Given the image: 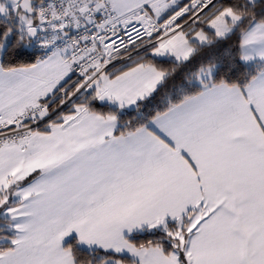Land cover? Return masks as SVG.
I'll list each match as a JSON object with an SVG mask.
<instances>
[{"label":"snow or ice","instance_id":"obj_1","mask_svg":"<svg viewBox=\"0 0 264 264\" xmlns=\"http://www.w3.org/2000/svg\"><path fill=\"white\" fill-rule=\"evenodd\" d=\"M0 264H264V0H0Z\"/></svg>","mask_w":264,"mask_h":264},{"label":"trees","instance_id":"obj_2","mask_svg":"<svg viewBox=\"0 0 264 264\" xmlns=\"http://www.w3.org/2000/svg\"><path fill=\"white\" fill-rule=\"evenodd\" d=\"M235 42H236L235 39H233L232 41L229 42V44H230V45H231V44H235ZM176 83H179V80H177ZM172 87H173V85L170 84V85L168 86V88H167L165 91L171 92ZM163 95H164L163 92L157 94L155 100L152 102V104L149 105V108L151 109V108H153V107L162 106V97H163ZM134 115H135V113H132L129 117H126V119H130V118H132Z\"/></svg>","mask_w":264,"mask_h":264}]
</instances>
